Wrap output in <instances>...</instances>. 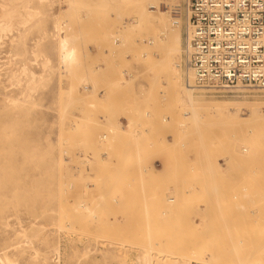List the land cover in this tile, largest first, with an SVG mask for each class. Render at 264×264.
<instances>
[{"label":"rangeland","instance_id":"1","mask_svg":"<svg viewBox=\"0 0 264 264\" xmlns=\"http://www.w3.org/2000/svg\"><path fill=\"white\" fill-rule=\"evenodd\" d=\"M170 1L162 15L146 6L163 22L149 44L135 2L0 0V20L13 10L0 41V255L12 264H264V121L247 115L264 113V90L194 86L223 113L189 123L160 70L176 47L192 76L189 0ZM56 22L75 49L63 66Z\"/></svg>","mask_w":264,"mask_h":264},{"label":"built area","instance_id":"2","mask_svg":"<svg viewBox=\"0 0 264 264\" xmlns=\"http://www.w3.org/2000/svg\"><path fill=\"white\" fill-rule=\"evenodd\" d=\"M187 61L211 93L264 90V0H189Z\"/></svg>","mask_w":264,"mask_h":264},{"label":"bare ground","instance_id":"3","mask_svg":"<svg viewBox=\"0 0 264 264\" xmlns=\"http://www.w3.org/2000/svg\"><path fill=\"white\" fill-rule=\"evenodd\" d=\"M56 1L57 0H52V4L55 3ZM64 1L66 2V4H69V2H70L73 5V8L79 7V6L84 5L86 3L87 4L91 3V4H94L96 6L120 7V6L126 5L130 2H135L140 7L138 15L137 14H136L137 16L135 15L137 23L142 25V26L148 27L149 30L151 32H153V33H151V37L148 39V43L149 44H155V43L157 44L159 42L158 38H159V33H160V26L163 25V22L161 20V16H156V15L152 14L154 11H151V13H149V11L146 12V9H147L146 6L148 3H150L151 4L150 8H156V11L159 13V15L160 14L162 15V12L160 10V4L157 3L158 0H64ZM1 7H2V14H1L2 19L0 20V41H1V38H3L2 37L3 32L8 31L11 28V26H12L11 19L13 16V10L9 9L10 6H9V8H6V4H2ZM75 11H76V8H75ZM55 28L58 32V57H59L61 65L63 66V65H65V64H67V63H69L75 59V49L73 47L69 46L70 37H67L65 35L63 23L61 24V23L56 22ZM175 39H176V37H175ZM72 41H73V39H72ZM171 47L172 46H170V48ZM177 55H178V49L176 47H173L170 50H166V58L165 59H166L167 66L165 68L160 69V70L163 71V69H167V78L170 79L171 81H173V79L176 81L175 83L177 84V87H178V90H177L178 99L177 100L180 101V103H181L180 105H182L184 103L189 104V106H190V108H188L189 111H188V109H186L189 112V116H187V120L189 121V123H190V121L192 123L193 121H195V119L200 118V115H202V112H204L206 114H210L211 116H217L221 112L223 113V111L221 109L219 110V108L216 104H213V103L201 104V103H199L193 99L192 90L194 89V86H195L194 85L193 72L191 70L192 76L190 75L189 72H186L187 78L183 83V79L180 75V70H179L180 68H179ZM152 58L153 57H151V59ZM151 59H149V60H151ZM48 63H49V59H48V57H46L43 64H44V66H46ZM160 73H161V71H160ZM159 79H161V78H159ZM177 87L175 89H177ZM13 101L15 102V99H13ZM242 102H244V101H242ZM63 103L65 104V102H63ZM240 110H241V108L235 109L236 114H240ZM248 114L255 117V119H257L258 121H264V113H262L261 108H259L257 106L253 107L252 109H248L247 115ZM192 253H194V252H192ZM243 257L244 256L242 254V258ZM142 258H143V256H142ZM237 260H240V261H237ZM237 260H236V262H238V263L234 262V264H243L241 262L242 259H240V257L237 258ZM0 264H12V262L6 254H3V256L0 255ZM246 264H247V262H246ZM248 264H260V261L255 260V261L250 262Z\"/></svg>","mask_w":264,"mask_h":264},{"label":"crops","instance_id":"4","mask_svg":"<svg viewBox=\"0 0 264 264\" xmlns=\"http://www.w3.org/2000/svg\"><path fill=\"white\" fill-rule=\"evenodd\" d=\"M122 122L125 123V119H122ZM153 164H154V166L157 167V168L161 167V162H160V160H156V159H155L154 162H153Z\"/></svg>","mask_w":264,"mask_h":264}]
</instances>
